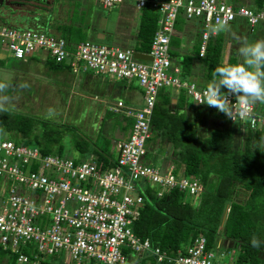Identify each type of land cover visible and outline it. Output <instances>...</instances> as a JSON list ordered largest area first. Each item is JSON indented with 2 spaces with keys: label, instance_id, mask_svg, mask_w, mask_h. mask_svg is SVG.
Listing matches in <instances>:
<instances>
[{
  "label": "built area",
  "instance_id": "1",
  "mask_svg": "<svg viewBox=\"0 0 264 264\" xmlns=\"http://www.w3.org/2000/svg\"><path fill=\"white\" fill-rule=\"evenodd\" d=\"M95 1L102 8L126 5L136 11L146 5L157 13V26L145 52L150 59L136 58L129 46L86 38L69 43L50 28L0 22V44L14 58L25 61L41 50L43 60L48 57L62 62L72 74L90 72L132 81L142 97L141 104L132 105L122 98L91 96L101 104L102 111L132 119L124 135L116 139L115 159L107 166L91 155L84 159L43 153L36 145L0 138V247L16 253L12 264H40L46 255L60 256V264H83L85 260H90L89 264H130L123 247L136 256L149 253L155 262L168 264H234L233 255L230 260L216 259L217 253L228 250L206 249L200 233L182 251L171 254L152 246L147 238L141 239L131 224L146 198V184L154 186L156 197L171 189L185 196L202 189L201 182L183 173L181 167L174 171L172 162L162 165L145 157L149 118L159 90L180 91L193 106L204 105L219 112L195 102L204 95L206 86L181 77L180 65L169 57V35L174 31L176 16L200 22V56L210 36L209 28L217 19H228L230 26L239 19L249 30L256 26L264 31V7L256 1L236 0ZM230 99L234 103L233 120L224 115L228 123L242 132L264 129V110L253 106L242 115L243 105L235 97ZM6 260L0 259V264H6Z\"/></svg>",
  "mask_w": 264,
  "mask_h": 264
},
{
  "label": "trees",
  "instance_id": "2",
  "mask_svg": "<svg viewBox=\"0 0 264 264\" xmlns=\"http://www.w3.org/2000/svg\"><path fill=\"white\" fill-rule=\"evenodd\" d=\"M254 1L258 6L264 7V0ZM156 14L146 5L138 11L135 39L132 44L134 50L148 51L157 26ZM47 16L40 24L49 28ZM75 20L76 18L74 20L71 18L68 22L52 20L50 25H53L55 32L65 40L74 43L85 39V27H87L82 19L78 23H74ZM182 20V16H176L174 29L180 28ZM225 42L224 33L210 35L203 54L199 56V37L196 38L191 53L179 55L177 63L181 67L180 76L188 77L191 74V62L192 58H195L200 67L198 84L207 86L214 79L213 72L217 66L237 62L233 55H229L225 61L222 60ZM168 44L170 57L176 54L172 46L178 44V37L174 32L169 35ZM33 56L35 55L30 57ZM44 61L48 67L55 70L61 68L68 70L62 62H56L48 57ZM169 102L167 88H161L149 118L150 136L147 142L151 140L155 145L154 148H147L145 157L149 159L150 153L158 156V152L162 153L165 147H169L174 171L181 167L183 173L201 182L202 189L195 195L186 196L180 190L171 189L165 195L156 197L154 186L146 184L144 188L146 198L131 224L133 232L141 239L147 238L152 246H158L171 254L176 250L182 251L199 233L205 237L206 249L215 247L216 236L222 235L232 240L235 248L234 264H261L264 259L259 257L258 250L251 246L250 240L253 236L264 235V129H245L243 138L236 137L235 142L233 132L238 128L228 123L223 113L211 110L226 124L212 128L207 135L199 136L196 135L192 121L185 114L186 109H171ZM184 104L193 106L188 98L185 99ZM255 106L259 111L264 110V104ZM103 112L113 116L114 124L122 130L132 121L128 116H119L108 110ZM104 113L101 122H104ZM37 123L40 127L35 130ZM53 125L37 115L18 110L0 114V131H6L14 142L27 141L28 144L38 146L43 153L62 154L61 131L67 129H59V126ZM66 126L72 129L73 125ZM97 138L98 135L92 138L83 133L73 140V146L80 155H91L100 165H110L115 155L109 146L108 135L103 137L102 146H98ZM235 181L240 182V186L246 191L242 201L231 198ZM123 251L127 252L128 259L136 264L146 262V264H168L164 261L155 262L152 254L149 253L139 257L126 247H123ZM24 252L28 253L26 250ZM15 254L0 247V259L5 257L6 264L13 263ZM130 255L132 257H129ZM53 259L54 255H46L40 260V264H53ZM57 260L60 262L59 259ZM94 262L100 264L98 261ZM66 264H74V262L70 261Z\"/></svg>",
  "mask_w": 264,
  "mask_h": 264
},
{
  "label": "rangeland",
  "instance_id": "3",
  "mask_svg": "<svg viewBox=\"0 0 264 264\" xmlns=\"http://www.w3.org/2000/svg\"><path fill=\"white\" fill-rule=\"evenodd\" d=\"M69 1L74 0H55L54 5L56 6L57 4L60 5L62 3L66 4V2L69 3ZM237 1L252 2L254 0ZM50 7H52V5ZM63 7L68 10V19L73 18L74 20V18L80 17V13L77 8L75 9L69 4ZM97 7L101 9L100 6ZM122 7L123 6H120L118 9H122L121 11L129 16L132 15V18H134V16L136 18L138 17V12L135 13L128 11V9ZM50 9L51 8L48 9L49 12ZM116 9L117 8L115 7L102 8L100 15L98 14L99 16L93 14V19L89 21L91 27H85L86 34L84 35V38L102 43H120V38H118L119 36L115 33L116 26L119 25L117 16L118 13ZM48 10L46 7H43L42 12L39 11L38 13L42 15L49 14L53 19V16L56 15L54 14L55 12L49 13ZM74 11H76V13ZM57 14L60 16L62 15L60 12ZM52 19L50 21H52ZM239 21L240 20L237 19L236 23L231 25V31L229 33H224L226 42L222 53L223 61H225L229 55H233L236 57L237 62H240L242 57H240L238 49L242 46L243 42L264 39V31L262 29L255 26L253 27V30H249L242 23L238 24L237 22ZM125 23L126 26L130 28L125 29L126 34H128L127 32L131 30V27L133 28V25H131V20H126ZM36 24L37 25L35 26L41 28L42 30L47 29V27L40 23ZM51 28L52 31L55 32L53 25H51ZM123 44L128 45L127 43ZM34 54L35 56L29 57L27 60L23 61L21 59L14 58L11 51L0 44V75H8L11 77L14 85H19L25 82L30 84L29 89L20 90L17 88L15 91L9 93L15 97L14 107L9 113L18 110L34 114L40 119H46L52 125L55 124L56 126H59V129H67L61 131L62 138L60 142H63L61 153L64 155L72 158H88V155L86 154L80 155L73 146V140L78 135H83V133L92 138L98 135V146H102L103 137L108 135L109 146L113 151V155H116L114 144L116 139L123 136L125 132L123 133L119 126L114 124L113 116L106 115L102 111L101 104L92 99L91 96L95 93L98 96L109 98L111 100L122 98L123 93L119 90L120 81L114 79L113 76L105 74H91L90 72L72 74L64 68L55 70L48 67L43 60V51L39 50ZM197 76H199V73ZM191 79L196 81L195 78ZM167 90L170 96L169 105L171 106V109H186L184 110L185 114L192 121L196 135H207L212 128L226 124L223 120L219 119L216 113L209 110L204 105L185 106L184 101L186 98H183L184 94H181L182 96H180V91L174 92L169 89ZM49 109L54 110V115L52 117L48 116ZM103 113L105 114L103 117L104 122H101L100 119ZM66 125H73L71 126L72 129H68ZM39 127L40 125L37 123L34 129L37 130ZM77 133L79 134L77 135ZM233 135L235 137L233 139L236 142V137L242 139L244 132L235 129ZM6 137L10 138L6 131L1 130L0 138ZM24 143L28 144L27 141ZM154 145L155 144L151 140L147 142L148 149L154 148ZM170 156V148L165 147L162 153L158 152V156H153V154L151 155L150 153L148 158L154 163L160 162L162 165H165V163L171 162ZM245 196L246 191L242 189L240 182L235 181L231 192V198L242 201ZM259 238L264 240V235ZM216 246L219 247V249L225 248V250H228L222 252L221 255L217 253L215 258L218 260H230L232 255L234 256L235 254V248L233 247L232 240L223 237L222 235L216 236L215 247L212 248L215 252L217 251ZM258 254L260 258L262 257L264 259V251H259ZM129 257H132V255ZM57 259L60 260L61 257L54 255V259L52 260L53 264L60 263ZM89 262L90 260H85L83 261V264H89ZM91 263L95 264L94 261ZM130 264L136 263L131 261ZM261 264H264V261Z\"/></svg>",
  "mask_w": 264,
  "mask_h": 264
},
{
  "label": "clouds",
  "instance_id": "4",
  "mask_svg": "<svg viewBox=\"0 0 264 264\" xmlns=\"http://www.w3.org/2000/svg\"><path fill=\"white\" fill-rule=\"evenodd\" d=\"M230 31L228 19H217L209 28L210 35H220ZM238 53L242 60L217 66L213 72L214 79L206 86L204 95L195 101L218 110L232 120L234 103L230 97H235V101L239 100L243 105L242 115L248 114L253 106L264 104V39L243 42ZM17 88L29 89L30 84L25 82L14 85L11 77L0 75V114H8L14 107L15 97L9 93ZM53 115L54 110L49 109L48 116ZM250 244L258 252L264 251V240L259 237L253 236Z\"/></svg>",
  "mask_w": 264,
  "mask_h": 264
},
{
  "label": "crops",
  "instance_id": "5",
  "mask_svg": "<svg viewBox=\"0 0 264 264\" xmlns=\"http://www.w3.org/2000/svg\"><path fill=\"white\" fill-rule=\"evenodd\" d=\"M54 2H55V0H51V1L49 0L48 2H46V6H43L44 8L46 7L47 10L49 8H51L50 12H55L54 14H56V15L53 16L54 17L53 19L51 18V15H49V14H48V16H47V14L46 15L39 14L38 12L39 11L42 12V10H43V7H39L38 11H36L34 13L33 20L25 21V22L20 21V22H16L15 24L17 26L23 27V28L24 27H30V28L37 29L38 27L35 26V25H37L36 23H38V24L41 23V20L46 18V16H47L49 28L52 29L51 25H50L51 19L52 20H58V22H68L69 21L68 10H66L65 7H63L67 4H69L71 7L75 8V9L77 8V10L80 13L79 19L76 18L74 23H78V21H80L82 19L83 24L86 23L88 27L89 26L91 27V25L89 24V21L91 19H93V14H96V16L98 14L100 15L101 9H102V7L100 5H98L95 0H74V1H69V3L66 2V4H63V3L60 5L57 4L56 6L54 5ZM51 5H52V7H50ZM97 6H100L101 9H99ZM59 8H60V10H59ZM122 8H126V9H128V11H132L135 13L137 12L136 10H134L131 7L126 6V5H123ZM116 10L118 13L117 16H118L119 25L116 26L115 33H116V35L119 36L118 38H120V43H118L117 45L132 47L133 41L135 39V29L137 26V18L134 15L133 16L135 19L132 18V15L129 16V15L125 14L124 12L121 11L122 9L121 10L116 9ZM48 12H49V10H48ZM59 12H60V14L62 13L61 16L57 14ZM74 12L76 13V11H74ZM126 20L127 21L131 20V25H133V28L131 27V30L129 32H127L128 34H126V31H125V29L128 28L126 26V23H125ZM237 23L240 24L242 22L239 21ZM243 25H245V24H243ZM200 26H201V24L196 18H190V19H184L183 18L180 28L174 29L173 32L175 33L176 37H178V44L176 46H172V48L174 49V51L176 53L175 55L170 56V59L172 62H178L179 55H181V54L191 53L193 44H194L196 38L199 37ZM128 29H130V28H128ZM121 40H123V41H121ZM111 43H113V42H111ZM123 43H127L128 45H124ZM113 44H116V43H113ZM199 68L200 67H199L198 60L195 58H192L191 72H190L191 74L187 78L188 79L195 78L197 81V79L200 78ZM198 73H199V76H197ZM117 80L120 81L119 90H120V92L123 93L122 99L125 102L132 104V105L141 104V102H142L141 92H140L139 88L136 86V84L132 81L125 80V79H117ZM93 94H95V93H93ZM99 97H101V96H99ZM121 131L124 133L126 131V129H124V130L121 129Z\"/></svg>",
  "mask_w": 264,
  "mask_h": 264
},
{
  "label": "flooded vegetation",
  "instance_id": "6",
  "mask_svg": "<svg viewBox=\"0 0 264 264\" xmlns=\"http://www.w3.org/2000/svg\"><path fill=\"white\" fill-rule=\"evenodd\" d=\"M7 1L12 7H14V9H12V11H16L18 13H22V14L27 15L28 18H25V20H23V22H25V21L33 20L34 13L36 11H38L39 7L46 6V2H48L49 0H29V2H27L28 0H12V1L7 0ZM4 7H6V6L3 5L2 1H1L0 8L3 9ZM0 22L5 23V24L10 25V26H17L15 23L20 22V21L3 20L0 17Z\"/></svg>",
  "mask_w": 264,
  "mask_h": 264
},
{
  "label": "water",
  "instance_id": "7",
  "mask_svg": "<svg viewBox=\"0 0 264 264\" xmlns=\"http://www.w3.org/2000/svg\"><path fill=\"white\" fill-rule=\"evenodd\" d=\"M3 3V5H5L6 7H4L3 9L0 8V17L3 20H15V21H23L25 20V18H28L27 15L22 14V13H18L16 11H12V9H14V7H12L7 0H0V3ZM12 1V0H11ZM29 2V0L27 1ZM133 55L136 58H140V59H145L148 60L150 59V55H148L145 52L142 51H134Z\"/></svg>",
  "mask_w": 264,
  "mask_h": 264
}]
</instances>
